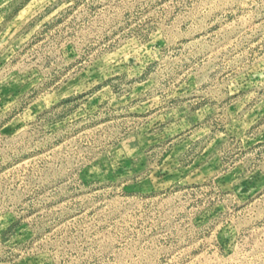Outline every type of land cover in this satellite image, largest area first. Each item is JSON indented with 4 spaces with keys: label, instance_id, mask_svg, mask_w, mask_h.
<instances>
[{
    "label": "rangeland",
    "instance_id": "rangeland-1",
    "mask_svg": "<svg viewBox=\"0 0 264 264\" xmlns=\"http://www.w3.org/2000/svg\"><path fill=\"white\" fill-rule=\"evenodd\" d=\"M0 264H264V0H0Z\"/></svg>",
    "mask_w": 264,
    "mask_h": 264
}]
</instances>
